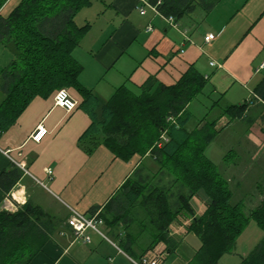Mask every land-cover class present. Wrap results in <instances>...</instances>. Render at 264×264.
I'll use <instances>...</instances> for the list:
<instances>
[{
	"label": "crops",
	"instance_id": "0c3cea01",
	"mask_svg": "<svg viewBox=\"0 0 264 264\" xmlns=\"http://www.w3.org/2000/svg\"><path fill=\"white\" fill-rule=\"evenodd\" d=\"M19 1L10 0L2 13L8 14ZM99 2L106 5L105 12L110 10L111 16L99 27L96 21L91 22L86 11L93 5L79 12L77 23L82 15L83 22L79 25L90 22L92 27L74 55L83 65L82 84L92 88L101 101L109 99L111 96L106 98L107 93L113 94L124 83L137 87L151 76L172 85L191 66L207 81L211 80L213 93L223 95L218 98L220 103L236 88L232 101L225 100L223 107L248 101L238 96V91L257 94L256 89L264 80V68L260 69L264 63V0H222L211 12L216 18L215 28L203 19L194 20L196 11L189 17L196 25L191 27L190 21L182 20L185 30L175 29L150 9L141 14L138 9L143 5L141 0ZM149 25L153 26L152 30L148 29ZM208 33L216 34V39L210 43L204 39ZM13 59V53L0 46V104L6 96L1 73ZM211 62L216 64L211 65ZM68 90L78 101L73 111L68 112L55 104L58 90L48 97L36 96L0 135V175L13 171L12 177H19L10 190L6 188L8 183L0 185V211L14 212L30 202L40 206L53 219L48 241L30 264H133L118 242L107 240L92 229L88 230L90 243L76 239L67 220L72 210L90 215L93 207H103L142 162L152 164L153 161L149 155L124 160L103 144L92 153L87 152L80 137L92 120L81 106L82 95L74 88ZM248 102L252 104L243 118L230 120L222 116L218 122L221 130L217 136L234 124L237 128L242 124L247 126L239 136L234 152L236 160L229 161L220 172L228 179L233 195L234 190H255L260 202L263 195L259 189L264 182V105L255 99ZM210 110H214L212 106ZM39 124L48 129V134L36 142L32 134ZM48 198L56 202L55 207ZM206 199L203 194L193 197L195 216L205 212ZM131 219L127 226L121 223L117 232L132 242L138 256L148 249L158 248L167 252L166 264H190L201 246L200 241L196 250H190L197 246L187 241L191 235L198 237L189 229L193 215H182L170 225V236L174 240L170 248L163 241L150 246L152 231L147 214L141 212ZM103 230L114 237L109 227L104 226Z\"/></svg>",
	"mask_w": 264,
	"mask_h": 264
},
{
	"label": "trees",
	"instance_id": "16d2710c",
	"mask_svg": "<svg viewBox=\"0 0 264 264\" xmlns=\"http://www.w3.org/2000/svg\"><path fill=\"white\" fill-rule=\"evenodd\" d=\"M94 1L20 0L3 14L8 0H0V46L14 55L1 73L6 96L0 104V135L36 96L48 97L65 87L76 89L92 120L80 137L87 152L103 144L124 160L149 155L153 161L152 165L142 162L103 207H93L90 213L99 211L119 247L133 258L139 256L132 242L117 232L121 223L127 226L135 214H147L150 246L163 241L170 248L174 241L170 225L182 215H193L189 229L198 235L201 246L190 264H219L236 248L251 219L264 230V182L259 189L262 199L247 214L241 203L232 202L228 179L206 154L221 130L217 125L222 116L243 118L252 102L223 107L218 99L212 108L218 106L219 115L211 117V111L189 129L192 113L188 105L207 84V78L194 66L172 85L151 76L137 87L124 83L101 101L92 88L82 84L83 65L74 55L92 27L90 22L79 25L76 17ZM150 1H161L158 8L162 14L178 22L198 10L209 14L222 0ZM256 90L264 99V80ZM12 172L0 175V185L8 183V190L19 178H13ZM200 194L206 196L207 207L195 216L191 201ZM52 221L40 206L30 202L14 212L1 210L0 264H30L48 241ZM240 264H264V236Z\"/></svg>",
	"mask_w": 264,
	"mask_h": 264
},
{
	"label": "rangeland",
	"instance_id": "374dc122",
	"mask_svg": "<svg viewBox=\"0 0 264 264\" xmlns=\"http://www.w3.org/2000/svg\"><path fill=\"white\" fill-rule=\"evenodd\" d=\"M9 1L10 0H8V3H9ZM100 3H102V2H99V0H95L92 8H89V10H86V11H88L87 13L90 16L91 22L93 23L94 21H96L95 24L97 26L99 24V27H100V24L103 25L104 23H106L105 22L106 19L111 16L110 10L105 12L106 5L100 4ZM202 13L203 12H201V10H198V13L194 14L193 19L197 20V21H200L203 19V21H205L206 24L212 25V27L215 28V26L217 25V22L216 21L214 22V20L216 19L215 16L211 13H209V14H205V13L202 14ZM98 15H99V18L97 19ZM191 16L192 15L186 16L185 18L187 21H190L189 23L191 24V27H192V26L196 25L197 23L192 22L193 20H191L189 18ZM224 16L226 17L227 15H224ZM157 17H159V16L157 15ZM78 22L79 23L83 22L82 21V15L79 18ZM177 25L178 26L175 29H178V28H179L178 30H185L186 29L185 28L186 25L182 24V20L178 21ZM90 69L91 68H89L88 70H90ZM212 89H213V83L211 82V80L207 81V84L204 88V91L201 94H199L190 103L189 110L192 113V119L190 120V122L188 124L189 129L194 128L196 126V123L202 117L207 115V113L211 112L210 107L214 104V102L216 100H218V98L223 96V95H218V93L217 94L213 93ZM235 94H236V88L232 89V91H231V93H229V95H225L224 99L225 100H231L232 96ZM237 94H238V96L244 97L246 100L253 98L252 91H250V93H248L246 90H243V91H238ZM111 95H112V93H107L106 98H109L108 96H111ZM225 100L221 101V103L223 105H224ZM218 109H219V107L217 106L210 113V116L214 117L215 114L217 113ZM260 126H262V124H260ZM246 127L247 126L245 124L239 125L238 128H237L236 124H234L233 126H230L229 127L230 129L224 131L221 135H218L217 138L215 139V141L210 143V145L207 147V149H206L207 155L216 163V166L218 167L219 171H220V169H223L225 167V164L229 163V161L236 160L237 154H234V152L238 148L237 144H238L239 136L243 133L244 128H246ZM224 138H226L227 141ZM263 154H264V152H263ZM94 157H96V156L94 155ZM94 159H96V158H94ZM261 178L263 179V177H261ZM234 193H235V195H233L232 202L241 203L243 211L247 214L249 212H251L259 204V201L257 198L258 193L255 190L248 191V192L243 191V190H234ZM48 200H49V203L53 204V206L55 207L56 202L52 201L51 198H48ZM190 219H191V217H190ZM190 223H191V220H190ZM107 234H108L109 239L114 240V242H116V243L118 242V240L115 239V237H113L112 234H110V233H107ZM263 236H264V230L260 227V225L255 220L251 219L250 222L248 223V225L246 226L245 230L238 237L236 248L231 253L225 254L220 259L219 264H240L243 257H245L249 254V252L257 245V243L262 239ZM187 241L189 243H191V246H194V245L197 246V247H195V249L190 247V250H196L198 248V245H200V240L197 236H196V238H194L191 235L190 238L187 239ZM185 245L186 244H183L182 248H185L186 247ZM149 250L150 249L146 250L145 253H143V254H146V252ZM166 255H167V252L164 254L165 260H166Z\"/></svg>",
	"mask_w": 264,
	"mask_h": 264
},
{
	"label": "built area",
	"instance_id": "2783aa9c",
	"mask_svg": "<svg viewBox=\"0 0 264 264\" xmlns=\"http://www.w3.org/2000/svg\"><path fill=\"white\" fill-rule=\"evenodd\" d=\"M141 1L143 5L138 7L141 14H146L147 10L150 9L156 15L165 19L169 25L177 28L178 25L175 18L173 16H165L159 10L158 5L161 3V1H158L156 4H153L150 0H141ZM148 29L152 30L153 26L149 25ZM204 39L206 43H210L214 39H216V34L208 33L205 35ZM215 64H216L215 62H211V65H215ZM261 68H264V63L260 65V69ZM253 99L259 101L264 105V99L259 97L255 93L253 94L252 100H248V101H253ZM54 100L57 106L66 109V111L68 112L73 111L78 104V101L71 96L67 88L59 89L55 93ZM47 134H48V129L43 124H39L32 134V139L36 142H40ZM162 137L163 139H166L164 135ZM48 173L52 174V170L48 169ZM67 223L73 229L75 238L81 239L84 243L91 242V237L88 234L89 229L96 231L102 237L106 238L107 240H110L108 234L103 230L104 221L99 216V211L91 215H86L79 211L72 210V214L68 218ZM115 245L117 246V244ZM120 251L122 250L120 249ZM164 254H165V250L154 248V249H150L149 251L146 252V254H142L138 258H133L130 256V260L133 264H166Z\"/></svg>",
	"mask_w": 264,
	"mask_h": 264
}]
</instances>
